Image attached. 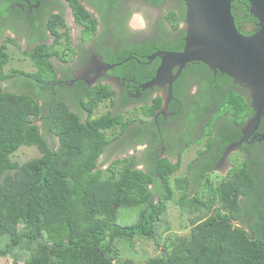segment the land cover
Wrapping results in <instances>:
<instances>
[{
	"label": "trees",
	"instance_id": "obj_1",
	"mask_svg": "<svg viewBox=\"0 0 264 264\" xmlns=\"http://www.w3.org/2000/svg\"><path fill=\"white\" fill-rule=\"evenodd\" d=\"M17 1L0 0V23L12 15L10 5ZM67 1L88 41L97 32V20L81 0ZM151 1L159 4L162 0ZM184 20L177 13L168 15L175 32L182 33L175 41L151 42L146 48L129 45L123 51L126 55L115 61L140 48L149 53L154 47L182 51L186 33L180 24ZM4 23L0 40L7 31L16 33L13 25ZM43 36L29 40L31 49L23 50L33 63L32 73L6 68L11 61L9 45L20 48L16 39L6 35L0 45V264H264L263 176L244 166L235 168L233 176L218 184L208 178V193L191 197L195 181L188 175L173 178L181 169L180 162L157 160L154 155L150 169L141 170L135 156L115 160V152L109 151L104 158L112 139H118L137 119L129 112L95 114L101 104L113 99L109 86L88 88L82 81L69 85L72 72L63 65L72 59L74 48L67 21L60 14L51 15ZM49 36L53 44L45 42ZM188 67L184 76L191 70L207 72L204 89L218 82L205 64L193 62ZM129 71L139 82L155 74V68ZM60 73L63 77L58 80ZM218 76L233 85L227 75L219 72ZM9 81L18 91L5 89ZM177 83L174 99L182 100ZM216 100L219 113L205 129L210 136L208 147L213 146L218 117L224 115L227 122L241 125L253 113L250 101L236 89L223 91ZM163 103L162 97H156L139 112L152 118ZM233 123L226 128L233 136L227 139L230 133H224L221 150L240 137L238 131L233 132ZM115 129L118 132L110 137ZM142 142L136 139L130 147ZM24 147L37 148L40 156L24 163L14 161ZM118 150L123 148L116 146ZM172 201L182 211L188 209V215L196 214L189 217V234L175 240L166 237L172 228L167 208ZM123 212H129L133 220L123 222Z\"/></svg>",
	"mask_w": 264,
	"mask_h": 264
},
{
	"label": "flooded vegetation",
	"instance_id": "obj_2",
	"mask_svg": "<svg viewBox=\"0 0 264 264\" xmlns=\"http://www.w3.org/2000/svg\"><path fill=\"white\" fill-rule=\"evenodd\" d=\"M81 1L98 22L96 34L88 41L84 40L83 30L76 23L73 10L67 0H19L12 2L10 5L12 15L3 17V22L0 25L9 22L16 29V33L9 31L16 36L15 39L29 45V40L34 37L43 38L48 35L43 36L51 15L60 14L67 21L74 48V51H70L72 59L63 65L72 72L73 78L69 85H74L77 81L84 82L88 88L107 85L114 91V97L109 101L112 114L127 115L131 110L139 113V115L133 116V119H137V121L135 120V123L124 134L118 139H112L110 152H115V154L113 152L115 160L135 156L136 166L137 168L141 166V170L150 169L154 155L157 156L155 157L157 160L169 159L173 163L180 162L181 169L185 163L184 176L188 175L195 181L191 191L198 188L196 194L199 192L200 182L206 180L207 176L218 184L233 176L235 168L242 166L253 174L262 175L264 181V114L259 127L254 132H247V134H244L243 130L246 122L254 116L253 109L252 115L246 118L241 125L227 122L224 115L218 117L215 123L216 130L212 135L214 139L212 147H208L210 136L205 134L207 125L219 113L217 97L222 96L223 91L229 92L231 89H236L244 93L246 99L250 101L251 107L250 92L247 88L239 86L235 82L233 85L223 83L220 80L222 77L218 76L219 71L209 69L213 78L218 82L209 83L208 90H206L203 88V81L208 82L205 78L207 72L197 73L195 70H191L184 76V72L189 69L188 65L173 82L171 98L169 86L146 90L141 87L155 77L161 64L160 59L149 60V57L162 50L154 47V50L149 53L145 49L148 47L147 45H150L151 42H173L182 36V33L175 32L172 28L168 21V15L177 13L180 17H186L187 10L183 0H162L159 4H155L151 0ZM17 8L28 18L25 17V19L16 11ZM233 13L237 27L244 35H252L258 30V21L250 14L247 1L235 2ZM137 20L140 21V26L134 29L133 25ZM183 22L180 24L182 31ZM44 40L50 44L51 36ZM129 45H142L145 48H140V51L127 52V57L121 61H115L126 55L123 51ZM110 61L113 62L110 63ZM113 65L116 66L107 69L108 66ZM154 68L155 74L147 82L133 79L130 77L131 72H128V69L146 71ZM121 73H124L125 76H122ZM176 74L177 68L174 70V75ZM178 81H181L180 85L177 83ZM176 83V89L181 90L182 100L179 99L180 101L174 99ZM159 96L167 104L164 106L163 103V107L156 115L147 119L139 110L146 104H151L154 98ZM125 98L130 101L125 103ZM175 105L179 106L176 110ZM77 109L79 108L77 107ZM192 115L195 118L198 115V119L189 120ZM86 118L85 115L84 119ZM230 123H233V132L238 131L240 137L221 150L219 142L221 143L223 140L224 133L226 131L230 133L227 139L233 136L231 131L226 129ZM131 128L132 131H130ZM244 137L245 141L241 143V146L225 158L227 149L233 144L240 143ZM136 139L139 141L141 139L143 142L130 147L131 142ZM116 146L123 148L118 151H122L124 154L116 152ZM190 148L196 149L195 153L190 151ZM185 155L190 159L186 160ZM211 161H215L213 168L204 173L207 167L210 169ZM201 171L203 173L200 177ZM214 176L215 178H212ZM199 177L201 180L198 182ZM196 194L192 195L191 192V197Z\"/></svg>",
	"mask_w": 264,
	"mask_h": 264
},
{
	"label": "water",
	"instance_id": "obj_3",
	"mask_svg": "<svg viewBox=\"0 0 264 264\" xmlns=\"http://www.w3.org/2000/svg\"><path fill=\"white\" fill-rule=\"evenodd\" d=\"M235 1L240 0H183L187 10L181 25L186 33L184 48L182 51H158L149 57V60L160 59L161 64L155 77L141 87L146 90L169 86L171 98L173 82L183 69L193 62L203 63L249 90L254 116L246 122L243 132L247 134L259 127L264 114V0H245L250 14L258 21V30L249 36L240 32L236 25ZM166 104L164 102V106ZM244 141L245 137L230 146L225 158Z\"/></svg>",
	"mask_w": 264,
	"mask_h": 264
},
{
	"label": "rangeland",
	"instance_id": "obj_4",
	"mask_svg": "<svg viewBox=\"0 0 264 264\" xmlns=\"http://www.w3.org/2000/svg\"><path fill=\"white\" fill-rule=\"evenodd\" d=\"M134 29L139 28L140 26V21L137 20V22H135V24L133 25ZM6 35H12V37H14V39L16 38V36L11 33V32H7ZM5 35V36H6ZM3 36L0 40V45L2 44V42H4V40L6 39V37ZM50 44H52L53 39L51 38L50 40ZM20 48L16 47L14 45H9V53L11 55V61L10 63L7 65L6 68L10 69H20V70H24L26 72H34V67H33V63L32 61H30V59L23 53L24 49H28L30 50L31 47L25 43V42H19ZM65 59H70V57H64ZM54 64H58V62L55 60ZM9 72V70L7 71ZM9 81L8 84L5 83V89L6 90H11V91H18L17 88H15V86ZM110 106H109V101L105 102V104H101V107L99 109H101V111H99L97 113V115H101L103 113H107V111L109 110ZM74 110V109H73ZM75 111V110H74ZM139 115V113H137L135 110H131L129 111L128 116H137ZM38 124H41V120L37 121ZM117 129L111 131L109 133L110 137L114 136L117 133ZM47 139L50 141V143L54 144L55 146H58V143L54 142L53 139H51L50 137ZM196 150V149H195ZM195 150L193 148H190V151H193L195 153ZM108 152L104 153V158L105 156H109V149L107 150ZM191 152V153H193ZM40 156V152L37 148L35 147H31V148H27L24 147L22 149H20V151H18L17 155L13 158L14 161H18L20 163H24L26 161H29L33 158L39 157ZM185 159H190L188 156L185 155ZM103 158V159H104ZM101 165V164H100ZM138 169H142V167L140 166ZM185 170H186V166L185 163L183 164V168L178 171L174 176V177H182L185 175ZM209 177H206V180L201 181L200 182V187H199V193L200 195L204 196L205 194L208 193L207 190V179ZM212 178H215L212 177ZM212 182H216V181H212ZM197 189H194L192 191V195L196 194ZM176 197H178V193L176 194ZM175 197V198H176ZM175 201V200H174ZM168 215L170 217V220L172 221V228L171 231L169 233L166 234V237H170L172 240H175L179 237H184L185 235L189 234L190 228L188 227L189 225V217H194L195 215L190 216V214L188 215L187 213H189V210H181L180 207L175 203V202H169L168 203ZM132 216H130L129 212H123L122 214V221L123 222H131L133 219L131 218ZM190 226V225H189Z\"/></svg>",
	"mask_w": 264,
	"mask_h": 264
},
{
	"label": "crops",
	"instance_id": "obj_5",
	"mask_svg": "<svg viewBox=\"0 0 264 264\" xmlns=\"http://www.w3.org/2000/svg\"><path fill=\"white\" fill-rule=\"evenodd\" d=\"M59 63V62H58ZM62 77H63V74H58V80H60V79H62ZM14 85V84H13ZM93 87V86H92ZM72 109H74L75 110V112H78V110L79 109H77V107H74V106H72ZM99 111H101V109H99L97 112H96V115H97V113L99 112ZM108 111H110V108H109V110ZM107 111V112H108ZM104 114V113H103ZM98 116V115H97Z\"/></svg>",
	"mask_w": 264,
	"mask_h": 264
}]
</instances>
